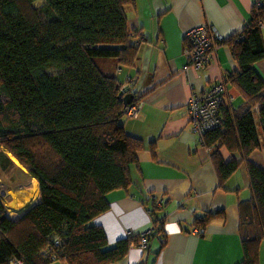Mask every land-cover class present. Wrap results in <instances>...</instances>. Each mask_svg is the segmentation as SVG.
Masks as SVG:
<instances>
[{
    "label": "trees",
    "instance_id": "16d2710c",
    "mask_svg": "<svg viewBox=\"0 0 264 264\" xmlns=\"http://www.w3.org/2000/svg\"><path fill=\"white\" fill-rule=\"evenodd\" d=\"M135 5L136 0H0V165L15 169L7 182L28 185L35 178L41 194L18 219L9 218L0 197V264H110L136 245L131 236L108 247L105 230L93 223L110 209L111 192L129 193L138 151L146 146L125 128L127 108L139 100L133 92V100L124 101L135 80L124 85L99 64L112 59L135 66L140 43L134 37L141 33L130 28L127 15ZM261 24L264 0L240 33L223 39L238 63L225 82L244 103L234 108L224 102L219 127L202 141L214 148L220 186L241 165L249 177L251 196L238 203L244 253L238 264H260L264 242V165L251 159L264 144V78L256 67L264 59ZM150 197L155 215L164 198ZM222 217L223 211L206 213L195 224L205 228Z\"/></svg>",
    "mask_w": 264,
    "mask_h": 264
},
{
    "label": "crops",
    "instance_id": "0c3cea01",
    "mask_svg": "<svg viewBox=\"0 0 264 264\" xmlns=\"http://www.w3.org/2000/svg\"><path fill=\"white\" fill-rule=\"evenodd\" d=\"M257 1L136 0L135 6L127 8L130 28L141 33L134 37L140 43L135 66L122 67L115 60L104 59L99 64L105 73L118 76L124 85L135 80L129 89L143 108L140 118L125 119V128L146 146L138 151V166L133 168L129 193L111 192L110 209L93 221L105 230L110 248L128 237L129 232L134 236L136 245L130 247L124 258L110 264L242 261L238 203L251 196V190L247 194L250 187L246 168L241 165L224 187L220 186L211 159L214 148L205 147L192 128L187 102L192 92L205 91L218 80L226 81L238 69L223 39L244 29ZM197 25L213 27L218 41L214 57L205 68L186 70L185 33ZM256 67L264 78V59ZM226 97L228 105L234 108L244 103L230 83ZM153 149L155 157L151 155ZM222 155L226 159L230 156L226 149H222ZM251 159L264 165V155L259 151ZM34 181L38 185H15L16 193H20L16 197L11 195V199L36 200L33 205L37 204L41 194L38 181ZM151 194L164 198V207L157 208L155 215L150 213ZM219 211L225 212V217L212 219L205 228L198 226L202 233L194 232L196 218ZM149 229L155 232L148 246L141 248L139 233ZM259 257L260 264H264V242Z\"/></svg>",
    "mask_w": 264,
    "mask_h": 264
},
{
    "label": "built area",
    "instance_id": "2783aa9c",
    "mask_svg": "<svg viewBox=\"0 0 264 264\" xmlns=\"http://www.w3.org/2000/svg\"><path fill=\"white\" fill-rule=\"evenodd\" d=\"M261 0L256 2L259 5ZM264 28V24H261ZM185 55L188 58L186 70H202L214 57L215 47L218 41V35L210 25H197L185 33ZM227 84L224 80L216 81L209 89L202 92H192L188 98V116L192 128L200 137L201 142L205 133L219 127L221 106L226 102ZM143 108L142 102L131 103L127 108V114L130 118L138 119L141 117ZM160 200L158 205L162 206ZM153 229L139 233L140 247L145 248L149 244V236ZM194 232L202 233L199 227L194 228ZM132 236V232L127 234ZM10 264H24L23 260L13 259Z\"/></svg>",
    "mask_w": 264,
    "mask_h": 264
},
{
    "label": "rangeland",
    "instance_id": "374dc122",
    "mask_svg": "<svg viewBox=\"0 0 264 264\" xmlns=\"http://www.w3.org/2000/svg\"><path fill=\"white\" fill-rule=\"evenodd\" d=\"M104 60H112V59H104ZM187 109H188V104H187ZM188 112H189V109H188ZM262 143H264L263 137H262ZM261 148L262 149L259 152L264 155V144L262 145ZM10 156L18 164L17 159L15 157H13L11 154H10ZM14 171H15V169L14 170L13 169L12 170H4L2 168V166L0 165V197H1L2 201L4 202L6 213L8 214L9 218H12V219H15V217H11L9 212H8L7 207L9 205V203L14 204L19 210H21L22 206H24V204H26L28 202L27 200H21L18 198H16L14 201L11 199V195H14L16 197L20 193L19 190H17L18 192L16 193V189H14V188H16L15 185H18L19 183L16 182L17 184L15 183V185H14V184L7 182L5 179L6 176H10L11 174H14ZM239 174L241 175V178H243L241 171L239 172ZM34 180L35 179H31V182L29 183L28 187L32 186L33 184H35V186L38 185L37 182ZM241 180H243V179H241ZM243 182H244V180H243ZM21 185H24V184H21ZM10 186H14V187H10ZM24 186H26V185H24ZM36 194H37V190H36ZM247 194L248 195L250 194L249 188H248ZM28 209H26V211ZM26 211L20 213V215H18V217L16 219L22 217Z\"/></svg>",
    "mask_w": 264,
    "mask_h": 264
},
{
    "label": "bare ground",
    "instance_id": "6f19581e",
    "mask_svg": "<svg viewBox=\"0 0 264 264\" xmlns=\"http://www.w3.org/2000/svg\"><path fill=\"white\" fill-rule=\"evenodd\" d=\"M34 194H36V188L34 190ZM35 201L36 200H32L30 202H27L26 204H24V206H22L21 210H19L14 204L9 203V205L7 207L8 212H9L11 217L17 218L18 215H20V213L26 211V209H28L30 206H32L35 203Z\"/></svg>",
    "mask_w": 264,
    "mask_h": 264
},
{
    "label": "water",
    "instance_id": "95a60500",
    "mask_svg": "<svg viewBox=\"0 0 264 264\" xmlns=\"http://www.w3.org/2000/svg\"><path fill=\"white\" fill-rule=\"evenodd\" d=\"M134 93L133 92H128L126 95H125V97H124V101H125V103L126 104H129L132 100H133V98H134ZM30 208V207H29Z\"/></svg>",
    "mask_w": 264,
    "mask_h": 264
}]
</instances>
